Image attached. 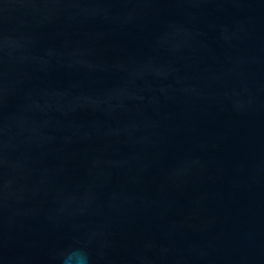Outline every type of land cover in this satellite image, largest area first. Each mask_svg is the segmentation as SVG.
<instances>
[{
  "label": "water",
  "instance_id": "water-1",
  "mask_svg": "<svg viewBox=\"0 0 264 264\" xmlns=\"http://www.w3.org/2000/svg\"><path fill=\"white\" fill-rule=\"evenodd\" d=\"M264 264V0H0V264Z\"/></svg>",
  "mask_w": 264,
  "mask_h": 264
},
{
  "label": "clouds",
  "instance_id": "clouds-1",
  "mask_svg": "<svg viewBox=\"0 0 264 264\" xmlns=\"http://www.w3.org/2000/svg\"><path fill=\"white\" fill-rule=\"evenodd\" d=\"M64 264H67V261L64 262ZM79 264H86V257L81 255L79 259Z\"/></svg>",
  "mask_w": 264,
  "mask_h": 264
}]
</instances>
